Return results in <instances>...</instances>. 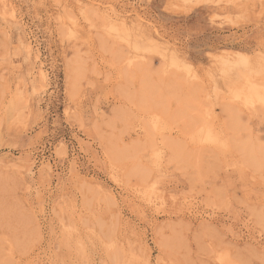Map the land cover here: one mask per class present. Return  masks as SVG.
I'll return each instance as SVG.
<instances>
[{"label":"rangeland","instance_id":"1","mask_svg":"<svg viewBox=\"0 0 264 264\" xmlns=\"http://www.w3.org/2000/svg\"><path fill=\"white\" fill-rule=\"evenodd\" d=\"M0 264H264V0H0Z\"/></svg>","mask_w":264,"mask_h":264},{"label":"bare ground","instance_id":"2","mask_svg":"<svg viewBox=\"0 0 264 264\" xmlns=\"http://www.w3.org/2000/svg\"><path fill=\"white\" fill-rule=\"evenodd\" d=\"M123 15H124V14H123ZM155 31H156V30H155ZM173 56H174V55H173ZM245 56H246V55H245ZM176 58H177V57H173L175 63L177 62ZM181 61H182V60H181ZM181 61H180V62H181ZM180 62H179V63H180ZM182 62H184V61H182ZM184 63H185V62H184ZM180 64H181V63H180ZM184 65H185V64H184ZM187 65H188V64H187ZM187 65H186V66H187ZM227 65H228V63H227ZM188 67H189V66H188ZM243 67H245V65H244ZM237 71H238V70H237ZM246 97H247V96H246ZM256 100H257V99H256L255 97H251V99H250V101H252V102H253V101H256Z\"/></svg>","mask_w":264,"mask_h":264}]
</instances>
